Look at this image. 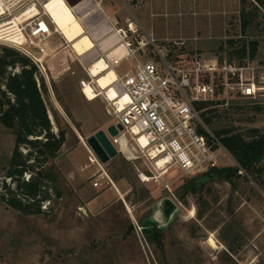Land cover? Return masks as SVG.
<instances>
[{
    "label": "rangeland",
    "instance_id": "rangeland-1",
    "mask_svg": "<svg viewBox=\"0 0 264 264\" xmlns=\"http://www.w3.org/2000/svg\"><path fill=\"white\" fill-rule=\"evenodd\" d=\"M98 1L114 26L126 32L140 62L151 61L160 67L162 56L173 69L191 70L195 62L204 66L216 61L222 67L227 61L234 74H229L233 89L228 93L214 84L215 79L224 80L225 74L199 76V83L214 90L208 103H218V111L229 103L239 106L227 114V128L264 130V33L258 35L256 56L247 57L244 67L237 68L239 57L227 45L242 37V0ZM72 42L71 49L64 45L66 48L48 51L43 60L45 72L40 73L48 91L43 99L53 133L65 134L58 157L49 163L60 176V197L48 189L51 200L41 205V215H23L1 201L4 185L14 188L6 179L14 138L0 126V264H264V191L241 171L233 184L217 180L201 193L179 200L183 183L195 177L142 182L138 174L148 173L145 166L118 155L105 165L99 163L117 191L105 184L106 178L102 187H93L95 174L101 171L90 166L79 137L85 144L104 129L109 117L101 98L89 102L80 93V81L88 79L78 61L69 56L82 58L90 68L100 53H90L94 45L86 34ZM134 65L131 59L124 61L118 74L133 72ZM240 76L260 89L256 99L236 96ZM252 105L263 112L250 113ZM260 166L264 177V162ZM235 167L228 157L217 169ZM28 178L26 174L24 179ZM166 184L170 191L164 188ZM164 199L176 206L167 221L161 207ZM153 230L162 234L163 253L150 240Z\"/></svg>",
    "mask_w": 264,
    "mask_h": 264
},
{
    "label": "built area",
    "instance_id": "built-area-1",
    "mask_svg": "<svg viewBox=\"0 0 264 264\" xmlns=\"http://www.w3.org/2000/svg\"><path fill=\"white\" fill-rule=\"evenodd\" d=\"M25 1L0 0V19L10 18L13 14L12 19L0 23V27L11 23L5 29L1 28L0 45L27 57L42 74L45 72L43 60L48 56L47 41L58 32L45 13V0ZM31 9H36L38 15L25 17ZM118 33L129 50L127 57L135 62L134 71L117 75L116 80L103 92L99 91L94 78L89 75V64L80 57L73 59L69 56L70 60L78 61L88 79L86 82L80 81L82 96L87 100L85 90L89 86L95 99L101 98L104 102L109 120L103 131L118 155L130 163L140 162L145 166L148 173L138 174L142 182L163 181L165 177H196L221 166L230 155L203 125L195 105L207 103L214 97L211 86L199 83L202 73L225 74V93L233 89L229 84V74H233L230 65L226 61L222 67L216 61L204 66L195 62L191 70L173 69L162 56L163 66L160 67L151 61L140 62L131 50L126 32L118 30ZM149 42L153 43V40L149 39ZM235 85L244 98L256 99L258 96L260 89L252 80L245 82L240 76ZM111 89L116 93L113 100L108 99L106 94ZM124 97L126 101L121 106L120 100ZM110 126L117 130L115 137L107 133ZM199 128L207 135L200 134ZM87 152L90 166L96 165L101 171L95 174L97 178L93 187H102L105 178V184L113 186L93 153L90 150ZM164 188L170 191L169 185L166 184Z\"/></svg>",
    "mask_w": 264,
    "mask_h": 264
},
{
    "label": "trees",
    "instance_id": "trees-1",
    "mask_svg": "<svg viewBox=\"0 0 264 264\" xmlns=\"http://www.w3.org/2000/svg\"><path fill=\"white\" fill-rule=\"evenodd\" d=\"M240 12L241 38L230 40L232 55L239 57L238 67H244V60L254 58L258 52L259 34L264 33V0H251ZM255 30L256 34L252 31ZM222 50V47H219ZM226 63H228L226 61ZM219 91L224 89L223 78L215 79ZM47 87L36 66L24 55L9 47H0V126L9 131L14 138V145L8 161L6 179L13 189L4 185L5 195L1 201L13 211L23 215H41L40 207L50 202L52 189L60 197L58 180L60 176L52 163L65 144V134L60 131L55 135L48 116L43 96ZM242 97L239 93L236 94ZM255 103V102H253ZM218 103H198L195 109L200 112L203 125L214 138L226 149L235 161L233 169L212 168L206 173L183 183L178 192L179 200L187 195L199 194L204 188L217 180L233 184V179L243 172L253 178L264 191V177L261 163L264 162V130L257 128L239 131L227 128L224 122L233 109H240L237 104L229 103L223 111H218ZM252 114L263 111L257 105L250 106ZM200 134L207 135L199 128ZM21 149L25 150L23 154ZM29 175L27 180L25 175ZM143 229L147 228L141 222ZM151 241L163 253L162 234L153 230Z\"/></svg>",
    "mask_w": 264,
    "mask_h": 264
},
{
    "label": "bare ground",
    "instance_id": "bare-ground-1",
    "mask_svg": "<svg viewBox=\"0 0 264 264\" xmlns=\"http://www.w3.org/2000/svg\"><path fill=\"white\" fill-rule=\"evenodd\" d=\"M43 8L46 15L57 29L58 34H60L64 38L71 49V45L73 43L72 41L74 40V38L77 36L79 37V35L85 34L79 20L77 19V17H75L76 15L74 16L72 10L66 4L65 0H45V2L43 3ZM36 15H38L36 9H31V11H29L25 17L32 18L36 17ZM8 25H11V23L5 26ZM5 26H2L3 28L0 27V30L1 28L5 29ZM70 35L74 36L69 37ZM105 55L110 64L114 66L122 61L123 58L128 55V53L125 45L123 43H119L112 49L106 48ZM88 73L92 78H94L99 91L102 92L104 90H107L117 78L116 72L112 67L109 66V63L105 60L104 57L97 59L88 69ZM85 93L87 96V101L91 102L95 100V95L91 92V88L89 86L86 87ZM106 94L108 95V99L111 100L115 99L116 97V93L112 89L106 91ZM124 101H126V97L120 100L121 106L124 104ZM79 139L80 142L84 145L85 149L89 151V149L85 146L82 138L79 137ZM190 214H192V212Z\"/></svg>",
    "mask_w": 264,
    "mask_h": 264
},
{
    "label": "crops",
    "instance_id": "crops-1",
    "mask_svg": "<svg viewBox=\"0 0 264 264\" xmlns=\"http://www.w3.org/2000/svg\"><path fill=\"white\" fill-rule=\"evenodd\" d=\"M65 2L72 10L74 16L76 15L75 17L79 20L84 33L88 35L93 42L94 47L90 53H96L97 55H99V53L100 55L103 54V57L109 63V66L114 69L117 75H119V70L123 66H121V64L131 58L128 59L129 57L126 56L122 61L114 66L106 59L104 48L110 49L114 47L117 43H121V39L118 33L119 29L114 26L111 21V17L106 14L101 3L98 0H65ZM46 45L47 51L49 52L62 47L69 48V44L60 34H53L47 41ZM64 45L66 47H64ZM127 52H129L128 49ZM123 74L124 73L121 75ZM114 188L115 185L113 184L112 189L117 191V189Z\"/></svg>",
    "mask_w": 264,
    "mask_h": 264
},
{
    "label": "water",
    "instance_id": "water-1",
    "mask_svg": "<svg viewBox=\"0 0 264 264\" xmlns=\"http://www.w3.org/2000/svg\"><path fill=\"white\" fill-rule=\"evenodd\" d=\"M107 133L110 137H115L117 135V130L113 126H110L107 128ZM85 145L89 148L101 165L107 164L110 160L118 156L116 149L111 144L103 130H100L92 137L87 138ZM161 207L165 221L170 219L176 211L175 204L169 199H164Z\"/></svg>",
    "mask_w": 264,
    "mask_h": 264
}]
</instances>
